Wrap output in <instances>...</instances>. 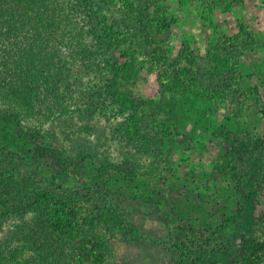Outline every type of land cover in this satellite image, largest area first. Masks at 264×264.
<instances>
[{
    "label": "rangeland",
    "instance_id": "rangeland-1",
    "mask_svg": "<svg viewBox=\"0 0 264 264\" xmlns=\"http://www.w3.org/2000/svg\"><path fill=\"white\" fill-rule=\"evenodd\" d=\"M65 1L76 8L85 39L93 45L90 59L79 67L69 110L49 119L11 118L9 129L20 133L29 149L51 144L69 154L83 150L88 155L87 172L104 159L151 164L153 156L137 154L119 132L131 111L106 92L115 77L111 61L115 52L106 51L99 39L105 22L121 31L122 46L131 51L134 63L147 67L144 77L129 83L138 97L159 103L158 60L165 66L181 63L194 70L205 94L167 92V99L179 105L177 117H165L157 110V119L146 126L157 135L167 123V133L163 154L154 165L160 178L143 189L113 182L117 188L122 184L125 194H110L100 191L88 176L61 182L54 177L49 159L36 160L12 147L0 148V192H10L8 181L25 179L33 189L76 197L85 215L114 210L136 229L129 238L111 224L96 225L98 237L107 240L101 258L80 260L66 247L61 258L49 256L50 264H188L174 244L181 226L188 223L207 238L197 253L202 256L198 264H230L242 255L255 213L264 208V0H94L88 10L78 0ZM162 9L178 17L181 38L154 23ZM184 40L195 59L183 57ZM230 58L237 61L238 73L217 72L216 67ZM7 113L0 102V117ZM199 150L204 153L199 155ZM179 197L197 205L185 217L175 212ZM31 216L0 217V264L40 262L38 252L14 237L17 227ZM194 218L197 221L192 222Z\"/></svg>",
    "mask_w": 264,
    "mask_h": 264
},
{
    "label": "trees",
    "instance_id": "trees-1",
    "mask_svg": "<svg viewBox=\"0 0 264 264\" xmlns=\"http://www.w3.org/2000/svg\"><path fill=\"white\" fill-rule=\"evenodd\" d=\"M78 3L82 9L88 10L94 0H78ZM76 13V8L65 0H0V102L8 112L6 117H0V148L13 147L30 153L36 160L49 159L54 177L61 182L75 177L83 180L88 176L100 191L110 194H125L123 185L117 188L113 182L143 189L153 179L160 178L154 165L163 154L161 145L167 133L164 128L167 123H162L164 127L159 128L158 136L146 126L156 118L157 110L165 117H177L175 109L179 105L174 99H167V92L184 96L190 91L201 96L205 91L191 68L181 63L165 66L158 60L155 70L159 67V103L152 98L138 97L129 83L133 78L144 77L147 67L134 63L131 51L122 46L123 34L114 25L105 22V32L99 37L106 51L111 55L115 52L111 59L115 77L107 83L106 92L120 107L131 111L119 132L131 141L137 154H151V164L104 159L93 172H87V152L79 150L69 154L64 147L51 144H39L29 149L27 140L9 129L11 118L20 115L49 119L70 109L69 100L79 67L87 64L93 46L85 39ZM154 23L159 29L171 31L181 38L178 17L170 11L162 9ZM182 47L186 60L196 58L186 40ZM216 68L217 72L233 70L238 73L237 61L231 58L224 59ZM198 152L199 155L204 153L203 150ZM220 167L224 169L225 164L221 162ZM8 183H11L10 192H0V217L10 213L20 216L31 213V218L17 227L14 237L40 254V262L34 261V264H50L49 256L61 258L66 247L71 249L74 258L80 260L94 255H97L96 259L101 258V247L107 244V240L98 237L96 225L111 224L123 230L129 238L136 233V229L114 210L85 215L83 204L67 193L48 188L33 189L25 179ZM153 192L162 197L159 191L154 189ZM178 195L182 196L181 193ZM196 207L188 199L179 197L175 212L185 217ZM194 221L197 219H192ZM181 231L175 246L186 257V263L198 264L202 257L198 255L199 249L206 242V236L192 223L181 226ZM230 264H264V208L255 213L251 230L243 241L242 255Z\"/></svg>",
    "mask_w": 264,
    "mask_h": 264
}]
</instances>
